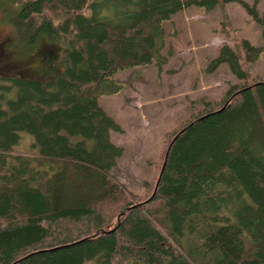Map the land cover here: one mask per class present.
I'll list each match as a JSON object with an SVG mask.
<instances>
[{
  "label": "trees",
  "instance_id": "1",
  "mask_svg": "<svg viewBox=\"0 0 264 264\" xmlns=\"http://www.w3.org/2000/svg\"><path fill=\"white\" fill-rule=\"evenodd\" d=\"M5 1L21 23L42 17L33 40L63 44L65 58L53 78L0 92V264H264V80L248 85L229 45L207 72L227 64L240 83L173 135L157 208L122 207L111 175L123 155L111 135L123 130L100 98L123 89L120 72L167 63L175 15L219 0ZM224 2L243 5L264 38L258 1ZM53 5L58 23L45 14ZM242 49L249 63L264 53L248 40ZM22 133L35 157L13 154Z\"/></svg>",
  "mask_w": 264,
  "mask_h": 264
},
{
  "label": "rangeland",
  "instance_id": "2",
  "mask_svg": "<svg viewBox=\"0 0 264 264\" xmlns=\"http://www.w3.org/2000/svg\"><path fill=\"white\" fill-rule=\"evenodd\" d=\"M240 1L250 6L258 1L263 14L264 0ZM17 12L16 5L0 0V92L16 79L47 80L64 68L63 44L33 40V29L42 17L21 23ZM45 14L55 23L63 17L58 5L48 7ZM165 29L167 63L161 68L151 65L120 72L116 78L123 89L99 100L123 130L111 135L113 143L123 149L111 171L123 191L122 207L146 202L148 208H157L149 200L173 135L205 111L206 103L219 104L229 88L240 83L227 64L213 74L207 72L222 46L229 45L240 56L248 85L264 80V53L249 63L242 49L244 40L263 46V29L239 2L219 0L212 11L193 6L175 15ZM34 142L33 136L22 133L13 154L35 157Z\"/></svg>",
  "mask_w": 264,
  "mask_h": 264
},
{
  "label": "water",
  "instance_id": "3",
  "mask_svg": "<svg viewBox=\"0 0 264 264\" xmlns=\"http://www.w3.org/2000/svg\"><path fill=\"white\" fill-rule=\"evenodd\" d=\"M166 160H167V157H166ZM165 163H166V161H165ZM164 167H165V164H164V166H163V170H164ZM157 186H158V184H157Z\"/></svg>",
  "mask_w": 264,
  "mask_h": 264
}]
</instances>
